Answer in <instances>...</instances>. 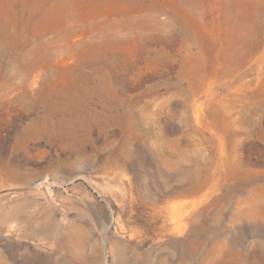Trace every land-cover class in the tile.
Listing matches in <instances>:
<instances>
[{
  "label": "rangeland",
  "instance_id": "obj_1",
  "mask_svg": "<svg viewBox=\"0 0 264 264\" xmlns=\"http://www.w3.org/2000/svg\"><path fill=\"white\" fill-rule=\"evenodd\" d=\"M0 264H264V0H0Z\"/></svg>",
  "mask_w": 264,
  "mask_h": 264
}]
</instances>
